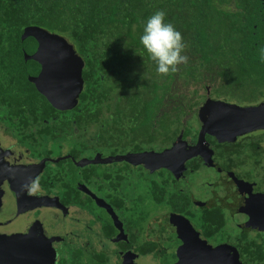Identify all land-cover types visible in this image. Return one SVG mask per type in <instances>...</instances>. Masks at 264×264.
I'll list each match as a JSON object with an SVG mask.
<instances>
[{
	"label": "trees",
	"instance_id": "obj_1",
	"mask_svg": "<svg viewBox=\"0 0 264 264\" xmlns=\"http://www.w3.org/2000/svg\"><path fill=\"white\" fill-rule=\"evenodd\" d=\"M158 10L189 45L188 64L168 77L157 74L139 40ZM28 27L65 38L83 60V90L72 110L52 107L30 81L39 65L25 60L37 50L33 38L21 39ZM262 48L264 0H0V123L20 139L42 135L52 151L104 153L107 146L120 151L111 139L135 151L151 140L158 148L179 140L191 145L200 131L197 113L206 92L241 105L264 99ZM212 77L216 80L209 81ZM206 141L220 146L211 136ZM258 169L250 173L259 175ZM155 186L204 237L233 243L243 264H264L263 232L231 235L226 211L191 208L187 198Z\"/></svg>",
	"mask_w": 264,
	"mask_h": 264
},
{
	"label": "flooded vegetation",
	"instance_id": "obj_2",
	"mask_svg": "<svg viewBox=\"0 0 264 264\" xmlns=\"http://www.w3.org/2000/svg\"><path fill=\"white\" fill-rule=\"evenodd\" d=\"M40 70L39 65L38 74ZM206 95L205 100H218L209 92ZM206 137L205 146L212 152L224 148L223 143L212 138L220 145L214 148L206 143ZM196 141L186 144L193 146ZM26 142L31 143L29 149L24 146ZM153 142L148 141L144 148L138 143L142 145L138 151L129 148L128 143L120 144L112 139L111 146L120 145V151L113 153L108 146L104 153H88L71 147L52 151L42 135L20 139L0 123V234L7 237L17 233L30 234L34 239L49 244L56 254L55 264H65L71 258L78 261L77 264H143L145 261L176 264L178 252L182 255L178 264H187L189 252L182 251L180 247L183 240H188V244L196 233L200 241L206 242L210 263L243 264L233 243H216L212 238L204 237L195 221L166 195H161L155 186L164 185L172 194L187 198L191 208L225 211L226 208L218 205L219 197L226 191L216 185V181L222 179L221 174L213 171L215 173L209 183L200 182L202 179L194 181L205 170L211 172L201 160L202 156L188 160L184 169L176 172L158 169L152 164L143 166L126 161L76 166L82 159L100 161L128 154L160 153L173 148L176 143L158 148V143ZM247 144L246 141L242 151L247 150ZM23 148L25 156L22 155ZM214 158L217 160V156ZM234 166L235 162L226 165L228 169ZM256 166L262 167L255 162ZM35 174L38 175V189L30 193L26 185L32 182ZM221 183H224L223 179ZM200 184L209 189L206 198L201 200L192 194ZM91 194L103 203H97ZM157 196H163V199L159 200ZM226 197H223L224 202ZM41 199H47L45 206H37ZM150 205L159 207L154 217L151 216ZM97 206L101 214L94 208ZM90 207H93V213L88 212ZM239 228L244 232L241 225ZM251 230L247 233L258 232ZM193 246L203 247L195 242Z\"/></svg>",
	"mask_w": 264,
	"mask_h": 264
},
{
	"label": "water",
	"instance_id": "obj_3",
	"mask_svg": "<svg viewBox=\"0 0 264 264\" xmlns=\"http://www.w3.org/2000/svg\"><path fill=\"white\" fill-rule=\"evenodd\" d=\"M28 37L35 40L37 50L33 55H25V60L36 61L41 69L36 77L30 78V81L52 107L61 111L72 110L77 105L83 90V60L76 54L73 46L61 36L38 27H28L24 30L21 39ZM197 117L200 131L193 146H187L186 142L179 140L173 148L160 153L128 154L100 161L82 159L76 166L126 161L143 166L152 164L156 166L155 168H164L173 172L183 170L188 160L203 156L206 151L205 137L207 135L217 134L227 139L264 129V102L253 106H238L208 98L199 108ZM37 176L35 174L32 181ZM91 197L97 203H103L92 194ZM41 200L37 206H45L47 199ZM187 242L188 240H183L180 247L182 251L189 252L187 264H212L205 249L206 242L200 241L196 233L188 244ZM194 242L197 245L202 244L203 247L193 246ZM181 256L178 252L176 264L181 261ZM55 258V251L49 244L34 239L30 234L17 233L8 237L0 234V263L2 264H55Z\"/></svg>",
	"mask_w": 264,
	"mask_h": 264
},
{
	"label": "rangeland",
	"instance_id": "obj_4",
	"mask_svg": "<svg viewBox=\"0 0 264 264\" xmlns=\"http://www.w3.org/2000/svg\"><path fill=\"white\" fill-rule=\"evenodd\" d=\"M208 80L215 81L216 78L212 77ZM234 94L239 93L236 91ZM189 96L191 98L192 94L190 93ZM262 102H264V100ZM197 122L198 121L194 119L193 124L197 125ZM211 137L219 143H223L222 147L224 146V148L212 152L206 147V151L201 160L205 163V167L211 170V172L205 170L198 175V179H194V181L199 182L202 179L200 182L209 183L212 182L211 179L215 172L219 175L221 174L224 183H221L222 179H218L216 185L226 190L225 194L223 193L221 198L219 197L218 199V205L227 210H225L226 230L229 231V234L234 235L239 231V225H241V230L244 232L252 229L264 233V182H262L264 181V169H262L264 166V129L246 132L235 137H228L227 139L217 134ZM246 141L248 142L246 146L247 150L242 151L241 148L245 146ZM22 153V155H26V150L24 148ZM216 156L217 160L214 158ZM231 162H235V166L228 169L226 165H229ZM255 162H259L260 165H262V167L258 169L259 175H257V173H254L255 176L252 174L249 175V171H255ZM236 174H239V176ZM176 176L178 175L176 174ZM191 180H193V178ZM208 191L209 189H207L204 184H200V188H197V191L194 193L192 192V194L194 197L201 200L202 198H206L205 196ZM131 195L132 193L130 192V197ZM224 196H227L225 198L226 202L223 200ZM94 208L101 214L98 206ZM88 209L90 213L93 207ZM149 209L151 216L154 217L159 207L157 208L150 205ZM143 264L152 263L145 261Z\"/></svg>",
	"mask_w": 264,
	"mask_h": 264
},
{
	"label": "clouds",
	"instance_id": "obj_5",
	"mask_svg": "<svg viewBox=\"0 0 264 264\" xmlns=\"http://www.w3.org/2000/svg\"><path fill=\"white\" fill-rule=\"evenodd\" d=\"M139 40L148 57L156 64V72L161 77L177 74L181 66L189 62L186 54L189 45L174 24L167 20L163 10L156 11L146 20ZM260 53L261 59H264V48L260 49ZM38 185L37 178L26 188L32 193L38 189Z\"/></svg>",
	"mask_w": 264,
	"mask_h": 264
}]
</instances>
